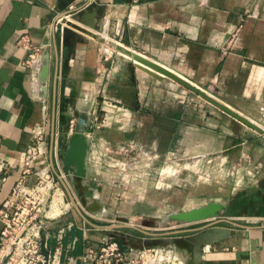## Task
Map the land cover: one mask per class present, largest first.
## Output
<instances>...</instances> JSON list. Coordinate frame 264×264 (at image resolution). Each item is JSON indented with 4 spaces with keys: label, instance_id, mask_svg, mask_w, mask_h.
I'll return each instance as SVG.
<instances>
[{
    "label": "crops",
    "instance_id": "crops-1",
    "mask_svg": "<svg viewBox=\"0 0 264 264\" xmlns=\"http://www.w3.org/2000/svg\"><path fill=\"white\" fill-rule=\"evenodd\" d=\"M114 42L175 68L264 127V0H0V154L20 157L42 127L53 173L72 208L42 229L45 250L55 264H93L90 251L104 238L118 240L123 250H139L122 238L124 228H110L116 224L109 211L117 203L115 188L103 183L106 176L114 179L124 150L125 159L137 154L138 162L147 158L159 165L168 159L171 170L187 160L185 176L171 185L163 187L159 176L155 205L178 203L177 185L189 186L185 201L199 204L181 211L210 201L226 204L216 217L177 228L191 231L183 237L212 226L234 229L202 244L197 264H264V134L216 106L198 108L188 92L179 100L173 85L181 83L127 62L122 57L133 59L132 54H117ZM44 64L49 74L41 80ZM69 129L81 130L88 144L80 182L77 165L63 162L74 134ZM195 168L206 181L202 175L194 181ZM231 170L236 174L230 176ZM17 180L14 169L1 184L0 210ZM36 180L27 178L28 184ZM95 188L108 215L97 208ZM217 219L241 226L224 220L212 225ZM3 226L0 216V234ZM137 227L153 232L146 223V229ZM179 251L185 255L181 264H187L189 253ZM4 260L0 244V264Z\"/></svg>",
    "mask_w": 264,
    "mask_h": 264
},
{
    "label": "built area",
    "instance_id": "built-area-1",
    "mask_svg": "<svg viewBox=\"0 0 264 264\" xmlns=\"http://www.w3.org/2000/svg\"><path fill=\"white\" fill-rule=\"evenodd\" d=\"M63 18H60V21ZM46 132L38 127L20 157L0 154V186L14 169L18 180L11 196L0 210L4 226L0 234L5 264H55V257L45 250L41 231L45 225V205L56 182L48 159ZM44 160L41 166L40 162ZM37 180L28 184V176ZM149 253L151 258L144 259ZM93 264H181L180 251L174 245L144 247L137 251L123 250L118 240L104 238L98 249L90 251Z\"/></svg>",
    "mask_w": 264,
    "mask_h": 264
},
{
    "label": "rangeland",
    "instance_id": "rangeland-1",
    "mask_svg": "<svg viewBox=\"0 0 264 264\" xmlns=\"http://www.w3.org/2000/svg\"><path fill=\"white\" fill-rule=\"evenodd\" d=\"M72 18H73L72 16L69 17V19H72ZM61 22H64V24L67 25L68 21H65L63 19L61 20ZM104 36L107 39L111 38V36L108 34H104ZM113 44H115L114 49L116 50L117 54H120L118 51L119 45H116L117 42H114ZM173 86H176L179 89L178 91H176L179 96V100L180 99L182 100L181 98L183 95L182 91H184V92H188L187 99L189 100V103H193L198 108L201 106L200 104L204 105L205 108L207 107L213 108L215 106L211 102L203 98L201 95H199L198 93L193 92L190 89L182 85H179L178 83L177 84L174 83ZM236 109H239V108H236ZM223 112L226 113L225 111ZM228 115L233 117L230 114ZM233 118L241 122L237 118L235 117ZM250 130H253V129L250 127ZM68 131L71 133L72 132L75 133V129H73L72 131L71 129H69ZM59 135L60 136L58 137L60 141L62 139L61 137L62 131L59 132ZM69 136L70 135L67 134V136L63 138L66 141L65 143L68 142ZM129 148L134 149V151L138 152L137 149L132 148L131 146H129ZM122 151L124 152V150ZM122 151L119 153V155H121V158H120L121 161L119 162L120 164L114 166V172H115L114 179L111 178V176H106V175H105L106 177L103 179L105 180L103 182L104 184H107V186H109L110 188L111 186L112 188H115L114 190L115 192L113 196H114L115 201H117V203L111 209H109L110 213L113 214V217H111V220H112L111 223L126 222V223L134 224L136 226H139L145 229L147 227H143V226H145V223H148L150 227H148L147 229L152 230L153 232H164V231L175 230L177 228H186V227L193 226L191 225L193 223L181 222L179 220L170 218V215L175 211L180 212L182 208H189L194 204L195 206L199 205L198 203H193L191 200H189L188 202L185 201L187 191H190L189 186L185 187V186L177 185V188L181 190L180 191L181 195L177 197L179 201L176 204L171 203L169 201L165 202L163 200L159 207L157 204L155 205L153 201V198H154L153 192L156 189L155 185H157V183L159 182V179H160L159 176H161L160 181L162 183L160 184H163V187L166 186L167 184L166 182H169L171 185L172 184L171 181L175 180L176 176L178 177H180L181 175L185 176L183 172L186 173L184 167H185L187 160H181V166L178 168L174 167V169L171 170V169H167V167L171 163L170 160L168 159L166 160V162L160 163L159 165H156L155 163H153V160L147 159V158L143 159L142 162L140 161L138 162L137 154H132L131 159H125L126 158L125 154ZM59 156L60 158L59 157L58 158L61 159V161H63L64 159V158L62 159L63 156L61 154H59ZM63 162H65V160ZM166 171H169V172H166ZM102 172L104 174H108V172L105 169H103ZM228 173L230 176L236 174V172L234 173V170L228 171ZM195 174L197 175L196 177H194V181L198 180V178L201 177V175L205 177L202 180L206 181V178H208L207 175L204 174V171H198L196 170V168H195ZM214 175L216 176L217 174H214ZM66 177L69 180L67 181L71 182L72 179L69 176H66ZM55 178H56V182L53 183L54 184L53 190L49 192L47 203L44 206L45 207L44 211L47 212L48 217L43 218V220H45V225L43 228H47L50 225V223L55 220L54 216H58L57 214H61V212H67V211L72 212L70 198L67 192L65 191V189L63 188V186L61 185L56 175H55ZM183 181L185 183V179ZM110 182L111 183L113 182V184H111ZM168 194L169 193L167 191L164 192V189H163L162 197L167 198L169 196ZM92 195L94 198L95 197L94 191L92 192ZM99 195L101 199L100 191H99ZM54 199H55V202H54ZM99 210H101L103 214L108 215V211L106 210V208L104 209L100 208ZM121 216H125L126 219L120 218ZM203 220L202 221L199 220V222H203ZM101 222L105 223L106 219L105 218L101 219ZM123 232L125 233L122 234V238L126 239L128 243L144 242L146 239L150 238L149 236H146L145 234L140 233L136 231L135 229H128V228L125 229L124 228ZM188 235H191V234H188ZM147 258H151V255L149 253H147L144 256V259H147ZM180 258L184 260V263H185V255H181Z\"/></svg>",
    "mask_w": 264,
    "mask_h": 264
},
{
    "label": "water",
    "instance_id": "water-1",
    "mask_svg": "<svg viewBox=\"0 0 264 264\" xmlns=\"http://www.w3.org/2000/svg\"><path fill=\"white\" fill-rule=\"evenodd\" d=\"M69 12L70 11L64 13V15H67ZM92 15L94 16V13H92ZM93 19L95 20V16ZM88 23L92 27L95 26L94 22H88ZM119 47L120 46H118V49ZM126 51L132 54L133 57V59L122 57L127 62H134L137 66L146 70L157 79L161 80L164 78V76H168L176 80L177 82L186 86L190 90L200 94L203 98L211 102L219 109L232 115L233 117L240 120L242 123L250 126L251 128H254L258 132L264 134V127H262L258 123H255L253 120L249 119L239 110H237L235 107L225 103L221 98L217 96L216 93L212 94L211 90H209L208 88L201 87L199 84H197V82H193L191 79L183 75L181 72L177 71L175 68L163 63L162 61L156 58L149 57L135 50L127 49ZM134 60H138L142 64H138ZM168 67H170L171 69H169ZM48 74H49V66L48 64H44L40 71V79L45 80ZM87 146L88 144L84 134L81 132V130L79 129L76 130V132L73 134V136L69 141L64 160L67 164L77 165L78 171H77V177H75V180L77 182H80L84 175L83 174L84 157ZM59 177L61 178L60 175ZM71 199L74 206L78 209V211L82 214V216L85 217V215L80 211L76 201L72 196ZM225 209H226L225 203L210 201L199 207H193L187 210H182L180 212L175 211L170 215V218L179 220L181 222H193L211 217H216L221 212H224ZM120 218L126 219L125 216H121ZM223 220L230 222L233 226H241L239 223L227 219H217L215 220V222L212 223V225L218 224ZM110 228H132L138 230L140 229L136 225L126 222L112 224L110 225ZM142 231L145 234H147L150 238L146 239L144 242L130 243L134 245V247H137L138 249H142L144 247L174 245L176 248L181 250H186L189 253L190 256L189 259L187 260V264H197L201 256L202 244L209 242L213 239L226 237L232 234L234 232V229L221 227V226H212V228L206 229L205 232H197L187 237H183L181 236V234L186 232H191L188 229H177V230L164 231L160 233L151 232L147 230H142Z\"/></svg>",
    "mask_w": 264,
    "mask_h": 264
},
{
    "label": "bare ground",
    "instance_id": "bare-ground-1",
    "mask_svg": "<svg viewBox=\"0 0 264 264\" xmlns=\"http://www.w3.org/2000/svg\"><path fill=\"white\" fill-rule=\"evenodd\" d=\"M119 49L122 51V52H124V53H126V54H128V55H130V53H128L126 50H127V48H124V47H119ZM94 192H95V197H94V199H95V201H98L99 203H100V195H99V190L97 189V188H95V190H94ZM54 202H55V199H54ZM101 205H99V207H97L98 209H104L105 208V206L102 204V203H100ZM56 205V204H55ZM100 212H101V210H99ZM101 214H102V212H101Z\"/></svg>",
    "mask_w": 264,
    "mask_h": 264
}]
</instances>
